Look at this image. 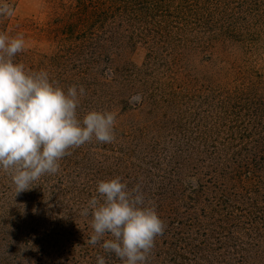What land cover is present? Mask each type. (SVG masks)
Listing matches in <instances>:
<instances>
[{"label": "trees", "instance_id": "16d2710c", "mask_svg": "<svg viewBox=\"0 0 264 264\" xmlns=\"http://www.w3.org/2000/svg\"><path fill=\"white\" fill-rule=\"evenodd\" d=\"M42 1L21 20L0 0L14 63L83 86L77 119L114 112L115 141L19 193L0 169V264H123L81 215L116 177L164 222L146 264H264V0Z\"/></svg>", "mask_w": 264, "mask_h": 264}, {"label": "clouds", "instance_id": "9594fccd", "mask_svg": "<svg viewBox=\"0 0 264 264\" xmlns=\"http://www.w3.org/2000/svg\"><path fill=\"white\" fill-rule=\"evenodd\" d=\"M0 15L11 17L14 9L0 4ZM23 35L10 38L0 34V169L11 175L16 192L45 174H56L59 161L71 155L93 137L100 143L115 141L114 112L91 111L83 121L77 119L83 86L72 85L65 92L50 81L46 71L29 73L13 58L24 51ZM139 95L129 103H139ZM98 195L92 196L81 212L91 210L93 233L86 243L92 246L103 240L106 252L114 253L123 264H146L162 236L165 225L153 207L145 204L139 185L129 190L120 177L98 182ZM106 235L112 239L104 240ZM97 264H106L97 256Z\"/></svg>", "mask_w": 264, "mask_h": 264}, {"label": "rangeland", "instance_id": "374dc122", "mask_svg": "<svg viewBox=\"0 0 264 264\" xmlns=\"http://www.w3.org/2000/svg\"><path fill=\"white\" fill-rule=\"evenodd\" d=\"M42 0H16V15L21 20L38 17L42 9Z\"/></svg>", "mask_w": 264, "mask_h": 264}]
</instances>
